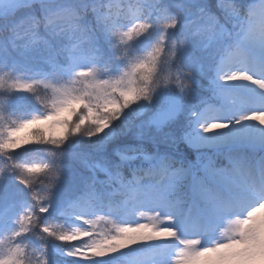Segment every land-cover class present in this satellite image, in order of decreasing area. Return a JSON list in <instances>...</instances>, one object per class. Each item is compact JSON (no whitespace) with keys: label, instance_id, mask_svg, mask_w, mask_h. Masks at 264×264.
<instances>
[{"label":"snow or ice","instance_id":"1","mask_svg":"<svg viewBox=\"0 0 264 264\" xmlns=\"http://www.w3.org/2000/svg\"><path fill=\"white\" fill-rule=\"evenodd\" d=\"M0 161V264H264V0H0Z\"/></svg>","mask_w":264,"mask_h":264},{"label":"rangeland","instance_id":"2","mask_svg":"<svg viewBox=\"0 0 264 264\" xmlns=\"http://www.w3.org/2000/svg\"><path fill=\"white\" fill-rule=\"evenodd\" d=\"M19 136H20V138L22 139V140H25V139H27V138H29L30 136H31V129H25V130H23V131H21L19 134H18ZM103 223V222H102ZM103 224H106V223H103ZM104 228V226L102 225V227H101V230ZM39 254L37 253V256H38Z\"/></svg>","mask_w":264,"mask_h":264},{"label":"trees","instance_id":"3","mask_svg":"<svg viewBox=\"0 0 264 264\" xmlns=\"http://www.w3.org/2000/svg\"><path fill=\"white\" fill-rule=\"evenodd\" d=\"M30 138H31V136H30L29 138L25 139V140H28V139H30ZM0 164H2V161H0ZM120 264H124V261L122 260V261L120 262Z\"/></svg>","mask_w":264,"mask_h":264}]
</instances>
